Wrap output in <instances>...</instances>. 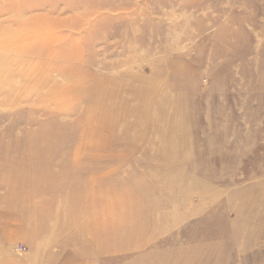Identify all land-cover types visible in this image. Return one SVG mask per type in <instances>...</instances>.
Listing matches in <instances>:
<instances>
[{
  "label": "rangeland",
  "instance_id": "rangeland-1",
  "mask_svg": "<svg viewBox=\"0 0 264 264\" xmlns=\"http://www.w3.org/2000/svg\"><path fill=\"white\" fill-rule=\"evenodd\" d=\"M32 1L78 6L55 33L83 53L66 62L73 77L37 71L49 52L11 45L0 0V264H264V0ZM87 73L121 116L107 152L79 143L105 112L74 92ZM143 90L146 108L130 97ZM53 111L63 124L46 123ZM30 153L8 168L21 175H1ZM123 190L125 223L146 227L109 240L106 216H89L116 215L106 192Z\"/></svg>",
  "mask_w": 264,
  "mask_h": 264
},
{
  "label": "bare ground",
  "instance_id": "bare-ground-1",
  "mask_svg": "<svg viewBox=\"0 0 264 264\" xmlns=\"http://www.w3.org/2000/svg\"><path fill=\"white\" fill-rule=\"evenodd\" d=\"M8 5L9 6L5 9L6 13L9 15H12L11 21L13 20V22L16 25L12 29V34H14V35L16 34V36L13 38L11 45L13 44L14 47H17V48H15L16 50L19 49V50L25 51L26 49H30L31 54L34 52H42L45 50L47 53V51H48L49 52L48 54H50V55L47 57V59L45 57V60L41 61L42 63H40L37 66V71H39L41 69H53L56 72L59 71L61 73V75L64 77L67 75L73 77V75L78 71L79 67L75 64V66H72V68H70V67H68L69 63H66V62L72 57L73 54H78L80 52L81 53H83V52L79 47L76 48L75 47L76 45H73V44L68 47L69 49L63 50L62 44L64 43L63 42L64 39L61 36L59 37L58 35H56L55 32H56L57 28L67 27V25H70V26L75 25V24H77V21L74 18H68V19L67 18L66 19L60 18L56 14L59 12H61V13L71 12L73 9H75V7H78V6H76L74 3L73 4L71 3V5H64L62 7H60L58 5L52 6V5H47L44 2H34L32 0H14V1L12 0V2ZM8 34H9V32H8ZM10 39H12V38H10ZM18 46H22V47L18 48ZM5 48L9 49L10 47L6 46ZM65 48H67V46H65ZM25 58L26 59L29 58L28 61L23 62L25 64V66H28L31 57L29 55H27ZM59 59L61 60V62L57 61ZM27 62H28V64H27ZM82 62L85 63L87 66L91 64V62L85 61V60H82ZM34 67H36V65ZM18 74L25 76V79H28L30 77L35 76V73L32 74V72H30V71L23 72L22 70L19 71ZM91 75H92L91 73L84 74L83 77L80 78V80L78 82L80 84L78 86H76V88L74 89V92L80 93V96H85L86 100L88 99V97L97 100V102L95 100V102L92 103V106L88 107V113L94 114L96 111L99 112L100 109H103V108H104L105 112L103 113L102 116H100L99 122H101V125H98L96 122V119L92 118V119H94V122L96 124L89 125V127H87L83 131L81 130V133H79L81 141L79 142V139H78V142L81 143L83 140H85L86 143L90 142L91 143V149H92V151H95V153H100L101 151L107 152L108 142H109V140H108L109 136L108 135L111 136V135L116 134V136H118V133H117L118 127L114 130V132H110V134H107V135L105 134V132H106L105 128H108L111 126L110 122H109L111 120H114V122L117 124L119 122V119L121 116L117 115V107L115 109L114 106H112L111 104H108V103H106L104 105L100 104L99 97H100V95L103 94V92H101V88L98 87L99 86L98 82L96 84H91L90 82H88V84H87V79L90 78ZM136 79L140 81V78L138 79L136 77ZM84 81H85V83H84ZM96 87H98V88H96ZM38 88H40V87L38 86ZM69 90L66 89L65 93L70 94ZM50 93L56 94L55 96H57V98H55V99L52 98L55 102L54 104H56V103H58L57 102L58 95L60 93H62V88L54 89ZM117 94H118V91H114V97H115V99H117L116 104L120 105L122 103V101H124V98L123 97L120 98L119 96L117 97ZM110 97H111V95H110ZM130 97L131 98H133V97L140 98L141 99V105L146 108L145 91L144 90H143L141 95H138L136 92L133 91L132 94H130ZM75 102L77 103V101H74V103ZM72 112H73V108L69 109V112L66 115L69 116L72 114ZM50 114H51L50 120L47 121L46 123H49V125H51L53 123L58 124V125L63 124V122L58 119L59 112L56 114V112L53 111V112H50ZM80 114L83 115L81 113V110L77 108V109H75L73 116L74 115L79 116ZM81 115L79 118H81ZM111 115H116V117L110 118ZM79 125H80V123H79ZM36 133L37 132H34L31 135H34ZM94 141L97 143H92ZM85 147H87L86 144L83 147H76L75 150L72 151V155H74V157H75V156H79L82 153L86 154V152H85L86 148ZM33 157L34 156L31 155V153H30V154H27L24 156H20L13 161H10V162L7 161L6 164L4 165V173H2L1 175L2 176H5V175L8 176L9 173L11 176H15V177H16V175H21L22 171L20 173H17V171L10 170L8 168L10 166L15 165V163L16 164H20L21 162L28 163V161L30 159H32ZM91 159L92 158H88L87 160L90 161ZM106 159L110 160V159H114V157L108 155V158H106ZM87 169H88V167H87ZM6 172H7V174H6ZM118 172H119V169L115 170V174ZM108 180L113 181L114 179L108 178ZM124 185L125 184L120 183L121 188H123ZM132 188H133V186H132ZM132 195L128 192V190L127 191L123 190V191H121L120 196L115 195L113 197L107 191L106 192L107 199L110 202L111 201H116V203L118 202L117 206H119V208L117 210L118 211L117 214L113 215V214L107 212V209L109 207L106 208V213H104L103 211H92L91 215L89 216V219H90L89 224H91V222H93V220H95L96 218L100 219V218H102L103 215H105L106 216L105 220L107 222V225H106L107 230H105L106 235L104 237L109 239V240L116 239V236H115L116 235V232H115L116 229H119V232L122 233L123 232L122 228H124V230H125L124 234L130 233L134 229H138V230L144 229L146 227V225H144V223L140 222L138 219H137L138 224L136 226L128 225L127 223H125V218H127L129 215L134 214V213H131L132 212L131 208H129V206L126 205V203H125L126 201L121 200V198L123 196L131 198ZM97 196H98V199L101 198V192H98ZM106 202H108V201H106ZM129 212H130V214L127 215ZM141 214H142L141 217L144 216L145 215L144 211H141ZM114 216H115V218H114ZM84 224H86V223H84ZM142 262H143L142 260L139 261V264H141Z\"/></svg>",
  "mask_w": 264,
  "mask_h": 264
}]
</instances>
